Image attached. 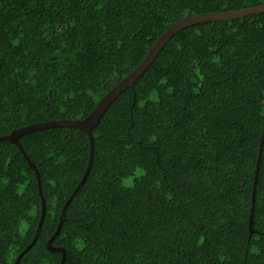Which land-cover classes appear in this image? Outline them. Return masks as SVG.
Here are the masks:
<instances>
[{"label":"trees","instance_id":"trees-1","mask_svg":"<svg viewBox=\"0 0 264 264\" xmlns=\"http://www.w3.org/2000/svg\"><path fill=\"white\" fill-rule=\"evenodd\" d=\"M264 0H0V136L82 119L162 33L198 13ZM264 11L175 33L92 129L94 158L52 245L64 264H264ZM46 214L19 264H60L47 241L89 159L88 134L20 136ZM38 177L0 140V264L41 216Z\"/></svg>","mask_w":264,"mask_h":264},{"label":"water","instance_id":"water-1","mask_svg":"<svg viewBox=\"0 0 264 264\" xmlns=\"http://www.w3.org/2000/svg\"><path fill=\"white\" fill-rule=\"evenodd\" d=\"M264 11V3L255 5V6H249L242 9L237 10H227V11H215V12H206V13H198L193 14L187 17H184L180 19L179 21H176L174 24H172L170 27H168L162 35L155 41V43L152 45L150 50L148 51L145 58L141 61V63L136 66L129 74H127L120 82H118L112 89H110L96 104L94 109L91 111L89 115L82 119H66V120H50V121H43L39 123H33L29 124L17 129H14L10 134L0 136V140L3 139H9L10 141L17 144V146L20 148L21 152L23 153L24 157L28 161L29 165L35 170L37 177H38V184H39V194L41 197V204H42V210H41V216L40 220L37 226L36 233L32 239V241L21 251V253L16 257L14 264H19L21 257L34 245L36 242L43 221L46 214V202L43 197V192L41 189V180L39 171L36 168L35 164L31 161V159L27 156L23 146L21 145L19 138L21 135L30 133L36 130L50 128V127H58V126H67V127H76L84 130L88 136H89V142H90V150H89V159L88 163L85 169V172L75 187L72 194L69 196L67 201L65 202L59 223L57 226L56 231L54 234L50 237V239L47 241V247L50 250H60L62 251V259L60 264H64V261L66 259V251L62 247H56L52 245V241L55 238V236L59 233L62 223L66 216V210L73 199V197L76 195L78 190L83 185L87 175L89 174V171L92 166L93 158H94V139H93V133L92 129L98 125L100 122V119L102 115L106 112L107 108L111 105V103L128 87H134L137 80L140 78V76L145 72L147 67L153 62V60L156 58L158 53L162 50L164 45L169 41V39L178 31L182 30L185 27H188L190 25L201 23V22H208V21H220V20H228L233 18H239L244 17L250 14L259 13ZM264 144V129L261 133V139L259 143V153L258 158L256 162V168H255V175H254V182H253V190H252V204H251V213H250V219H249V227L250 231L253 232V216H254V208H255V199H256V186H257V180H258V171H259V165L262 155V148Z\"/></svg>","mask_w":264,"mask_h":264}]
</instances>
